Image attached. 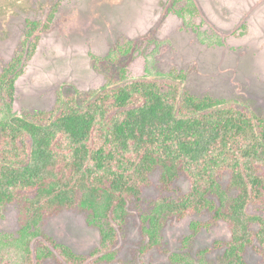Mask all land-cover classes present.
Here are the masks:
<instances>
[{
  "label": "trees",
  "instance_id": "16d2710c",
  "mask_svg": "<svg viewBox=\"0 0 264 264\" xmlns=\"http://www.w3.org/2000/svg\"><path fill=\"white\" fill-rule=\"evenodd\" d=\"M182 1H173L169 12L190 22L199 9L193 0L178 7ZM41 28L49 25L26 22L23 50L0 74V218L9 205L21 211L10 264L112 262L128 205L157 170L165 190L181 176L190 188L156 203L143 227L149 246H159L167 214L182 220L207 211L229 230L221 264H248L247 250L256 243L264 248V218L256 211L264 202V117L234 102L192 95L175 70L129 78L127 67L83 97L59 96L50 112L18 115L16 83L36 54ZM135 51L125 42L108 61ZM69 210L85 212L99 231L100 246L88 256L40 228L48 216Z\"/></svg>",
  "mask_w": 264,
  "mask_h": 264
},
{
  "label": "rangeland",
  "instance_id": "374dc122",
  "mask_svg": "<svg viewBox=\"0 0 264 264\" xmlns=\"http://www.w3.org/2000/svg\"><path fill=\"white\" fill-rule=\"evenodd\" d=\"M173 1L0 0V74L23 50L26 22L49 25L36 33L38 49L16 83L14 112H50L59 96L83 97L127 67L129 78L162 77L175 70L185 75L182 85L192 95L234 102L264 117V0H193L199 11L190 22L169 12ZM182 2L178 7L190 0ZM128 41L137 51L108 61L111 51ZM189 188L181 176L165 190L155 171L140 198L128 205L115 259L99 264H221L229 230L207 211L182 220L167 214L159 246H149L144 228L156 203L175 200ZM256 211L264 218V202ZM20 217L15 203L0 218V264H10L16 254L11 244L18 238ZM40 228L77 254L88 256L100 246L98 229L79 210L48 216ZM246 259L264 264V248L256 243Z\"/></svg>",
  "mask_w": 264,
  "mask_h": 264
}]
</instances>
